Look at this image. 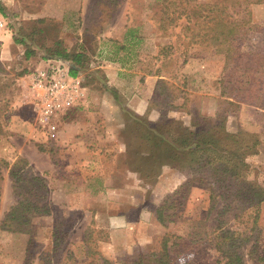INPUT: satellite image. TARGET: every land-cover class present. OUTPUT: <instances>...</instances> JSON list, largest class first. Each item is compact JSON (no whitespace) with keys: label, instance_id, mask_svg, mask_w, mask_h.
Listing matches in <instances>:
<instances>
[{"label":"rangeland","instance_id":"obj_1","mask_svg":"<svg viewBox=\"0 0 264 264\" xmlns=\"http://www.w3.org/2000/svg\"><path fill=\"white\" fill-rule=\"evenodd\" d=\"M84 1L83 17L91 16L88 35L107 33L100 39L105 52L97 55L98 39L91 37L79 41L68 33L59 43L70 51L85 46L93 54L83 65L84 97L59 115L57 131L49 134L36 125L32 107L19 102L17 80L46 53L41 47H55L60 24L55 20L65 12L68 16L82 0L80 4L79 0H0L12 28L6 32L10 41L0 39V224L14 208L31 214L26 232L1 225L0 264H122L126 255L160 251L164 237L172 264H231L234 255L241 256L244 264H264V200L254 213L253 197L264 189V73L232 70L235 65L227 63L224 52L189 42V32L177 33L173 24L161 25L160 18L169 17L160 10L166 1ZM43 16L55 20L39 21ZM234 17L245 22L241 41L231 47L236 52H231L232 61L241 66L246 53L260 52L264 46V3H253ZM44 25L48 30L39 32ZM128 28H137L142 40L129 41ZM107 61L118 62L126 80L108 81L98 67ZM157 67L165 82L157 83ZM230 72L241 89L239 96L247 102L237 103L240 98L233 104L223 102L218 79ZM147 83L152 86L148 92ZM135 93L148 96L149 111H133L128 102ZM203 98L214 103L211 114L202 112ZM217 110L222 112L223 126L211 129L215 137L242 131L256 133L259 139L255 152L240 153L248 174L236 181L242 190L234 188L227 200L219 197L228 194L217 186L209 167L185 174L166 159L152 160L144 128L135 117L144 115L160 124L168 121L177 134L183 125L214 126ZM14 113L40 135L24 141L25 136L18 134L9 140ZM61 131L69 134L62 136ZM170 171L184 175L181 184L191 179L185 195H176L175 202H165L180 186L175 187ZM230 181L225 179L224 184ZM160 205L166 215L163 223L155 211ZM118 217H125L126 224L114 229L107 220ZM228 235L237 247L229 248Z\"/></svg>","mask_w":264,"mask_h":264},{"label":"trees","instance_id":"obj_2","mask_svg":"<svg viewBox=\"0 0 264 264\" xmlns=\"http://www.w3.org/2000/svg\"><path fill=\"white\" fill-rule=\"evenodd\" d=\"M163 1H166V3L163 2L161 5V13L168 14L169 17L167 18V21H165L166 19L164 18H160L161 25L162 22L173 24L174 28H179L177 33H180L181 31L189 32V34L187 33L189 42L211 46L224 52L226 56L225 58L228 60L227 63L232 62V64L235 65L232 70H240L244 74L248 72L250 68L254 69L255 73H264V46L260 49V52L246 53L245 55L247 56L244 65L240 66L239 63H234L231 57V52L235 51L231 49V47L233 45L236 46L237 41H241V25L245 23L244 19H237L234 15L239 14L242 9H246V7L253 3H264V0H233L231 3H228L225 0H215L210 3H201L196 0ZM0 13L2 15H7L1 5ZM126 35L128 40L132 42L134 41V43L142 40L138 34L137 28H128ZM15 41L21 42L20 40ZM122 46L123 47L121 48L124 49L125 45ZM47 50L48 53L42 56L44 62L47 59L60 58L69 62V64L72 63L73 67L69 66V72L71 75L77 74V66L81 67L86 63L87 55L75 51H68L64 47H61L59 42H56L54 48L49 47ZM237 50L239 49L236 48V51ZM159 54L160 51H158L155 56L158 57ZM121 60L122 59H117L119 62ZM224 68L226 69V65ZM154 74L159 77L157 83L165 82L166 79L163 78L164 75L160 74V67H157ZM234 76V72H230L218 79L219 93L225 98L223 102L233 104L236 98H240L237 103L247 102V98L239 96L241 89L234 84ZM251 102L253 103V101ZM175 108L180 107L176 105ZM216 115L217 118L215 119L214 126L192 129L189 126L183 125L182 129L178 131L180 134H176L174 129L167 125L168 121L164 122V124H160L159 121L151 122L147 120L144 115H141L142 117L138 115L135 117H137V122H139L144 128L145 136L147 138L146 140L148 142L149 155L152 160L166 159L167 163H171L172 166L185 174H189L191 171L195 173L204 167H209V170L212 171V175L215 174L214 177L218 182L217 186L223 188L228 194L225 196L224 193H219V197L222 200H227L234 188L235 190H242V187L236 181L248 174V165L239 159L240 153L255 152V147L259 143V139L258 134L256 133H245L242 131L225 133L222 138L215 137L211 129L215 126H223L222 112L217 110ZM161 116L163 120H166L167 116L165 113L161 114ZM185 160H187V163H182V161ZM34 176V178L41 180V178L35 174ZM222 176L224 178L223 181L221 180ZM225 179L231 180L230 183L224 184ZM190 180L191 179L189 178L186 182L180 184L179 188L167 195L165 202L169 200L175 202L178 201L179 197L182 198L185 195V188ZM176 195H180L177 197L178 199L176 198ZM255 195L256 206H254V213H257V204L264 200V189L259 190L258 193L254 192L253 197ZM22 204L23 202H18L19 206ZM28 204H30V201H28ZM155 211L157 220L160 223H163L166 217V215L163 214L164 206H158ZM30 216L31 214H28L19 208H14L6 214V219L1 222L0 228H2L1 225H3V227L6 226V229L9 231L26 232L27 229H25V226ZM57 238H59V236ZM225 239L229 244V248L237 247L235 245V240L232 239V237L228 235V238ZM166 241L167 238L164 237L163 246L160 251H143L142 253L136 252L133 255H126L125 260H122V264H172L167 250ZM229 262L231 264H244L239 255H234V259L229 260Z\"/></svg>","mask_w":264,"mask_h":264},{"label":"crops","instance_id":"obj_3","mask_svg":"<svg viewBox=\"0 0 264 264\" xmlns=\"http://www.w3.org/2000/svg\"><path fill=\"white\" fill-rule=\"evenodd\" d=\"M84 2L85 1L82 0V4H80V0H79V4L82 6L81 10H79L80 5H78L77 9H70V11L67 12V14L69 13V15L66 17H65V15H66L65 14L66 12H65L64 13L65 15L63 14L60 17V19L55 20V19L48 18L47 16H43V17H41V20H39V21L43 20L44 23L48 24L49 22H52L53 20H55V21L59 20L58 22H60V24H59L57 36L55 35L57 37L55 40H57L56 42H59L60 44L63 42L62 41L63 38H67L68 33L70 35L74 34V36H75L74 38H77L79 41H82V39H84L86 37L98 39V43L96 46V47H98L97 55L98 54L102 55L105 52V48H104L102 41H100V39L105 38V36H107V33H105V32L103 33L101 31H99L96 34L88 35V31H89L88 26L89 25H87V24H89V22H91V16L89 14L87 16V14H86L83 17L84 8L86 5V4L84 5ZM76 14H78L77 18L78 19L80 18V21H77V22H79L78 24H76V21L74 19V16ZM44 26H45V29H39V32L40 31L45 32L46 30H48V26L47 25H44ZM74 31H76V32H74ZM0 39L4 40V42L5 41L8 42L11 40V35L9 33L2 34V35H0ZM56 42H55V44H56ZM75 48H76V46H75ZM41 49H45V51H46V53H43V55L47 54L48 45L45 47H41ZM66 49L68 51H70L71 48L70 49L66 48ZM38 52H42V51L39 50ZM75 52L84 53L85 55H90V56L93 54L85 46H84V49L81 48L80 50L79 49L77 51L75 50ZM37 60H36L37 62L34 63L33 68L25 71L17 80V84H20V85H18L19 86L18 89L21 90L19 102H22V103L24 102L25 105L28 104L27 103L28 101L26 100V96H25L26 95L25 88L23 86L21 87V82L22 81L27 82L30 78V73L32 70H34L36 68L43 67L45 65V62H44L42 57H40ZM117 63L118 62L107 61L106 64H102V65L98 66V67H101V70L107 76L108 81L110 80L112 82V81H116L117 79L126 80V79H124V77L126 76V73L121 72V70H124V68L121 69V67ZM116 64L118 65V67ZM69 66L73 67V64L70 63ZM77 68H78L77 73H79L83 78L84 75L82 74V72H84V67L83 66H81V67L77 66ZM116 70H120V71H116ZM151 79H152V76L148 77L146 80H151ZM151 88H152V86L149 83H147L146 89H145V90H147L146 92H148V90H151ZM147 98H148L147 95L135 93L129 99L128 104L133 109V111H135L138 114H143L144 112L149 110ZM201 105H203V107H201V110L204 113H207V114L210 113L211 114L215 110L214 103L212 102V100H210V98H203ZM152 116L153 115L151 112V114H150L151 119H152ZM9 123H10L9 127H8L9 136H7L9 138V140L13 139L12 136L15 137L18 134L25 136L24 141H26V140L29 141V138L32 137L34 134L40 135V133H38L33 127L28 125L26 123V121H23V118H21V116L18 113L11 114ZM66 134H69V133H67V132L63 133L62 132L61 135L63 136ZM69 138H71V140H73V141L75 140V136H72ZM73 141H71V143H73ZM11 142H13V141H11ZM66 145L73 146L72 144L70 145L69 142L66 143ZM47 153L48 152H44V151L42 152L43 155H47ZM29 164H31V163L29 162ZM170 172L171 173H169V174H170L171 180L176 182L175 187L177 185L181 184V182L184 180V175L182 173H179V172H177V173H174L173 171H170ZM106 191H109L108 188H106ZM125 221H126L125 217L124 218L118 217V218L108 219L107 223H109V225L111 227H113L114 229H116V228L119 229V228H124V225L126 224Z\"/></svg>","mask_w":264,"mask_h":264},{"label":"built area","instance_id":"obj_4","mask_svg":"<svg viewBox=\"0 0 264 264\" xmlns=\"http://www.w3.org/2000/svg\"><path fill=\"white\" fill-rule=\"evenodd\" d=\"M11 19L0 13V33L12 32ZM25 88L27 103L34 112L35 123L42 131H57L60 114L79 105L85 95L82 76L71 75L69 62L63 59H47L45 65L31 71Z\"/></svg>","mask_w":264,"mask_h":264}]
</instances>
